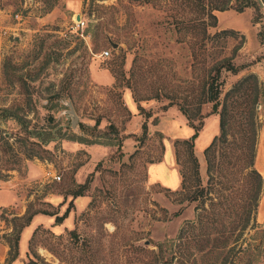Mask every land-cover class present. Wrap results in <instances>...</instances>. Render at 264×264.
Wrapping results in <instances>:
<instances>
[{"label":"rangeland","instance_id":"374dc122","mask_svg":"<svg viewBox=\"0 0 264 264\" xmlns=\"http://www.w3.org/2000/svg\"><path fill=\"white\" fill-rule=\"evenodd\" d=\"M258 10L256 17L251 7L215 11L217 23L208 32L236 33L207 41L203 51L200 25L174 26V18L200 17L184 0H0V237L8 246L3 264L17 258L18 235L27 225L20 264H264L262 173L249 211L254 222L241 230L234 222L238 207L223 213L224 206L210 208L199 195L189 199L222 179L216 167L209 173L214 181L206 183L203 154L219 133L218 115L210 113L209 103L197 108L206 67L218 57L233 56L239 68L236 74L221 71L220 99L244 80L226 96L228 140L238 143L232 149L223 144L224 160L218 145L212 161L223 162L222 172L240 171L249 161L254 128L256 168L264 123V107L254 99L264 85V6ZM75 14L85 22L76 31L70 28ZM235 100L241 105L233 107ZM200 115L205 117L191 149L195 175L183 140ZM150 162L161 182L148 179ZM180 173L189 196L176 192ZM238 185L223 192L227 202L241 193ZM211 195L217 197L213 190ZM203 207L210 216L215 207L222 223L212 224Z\"/></svg>","mask_w":264,"mask_h":264},{"label":"trees","instance_id":"16d2710c","mask_svg":"<svg viewBox=\"0 0 264 264\" xmlns=\"http://www.w3.org/2000/svg\"><path fill=\"white\" fill-rule=\"evenodd\" d=\"M184 2L192 8H196L200 12L199 18H183V19H176L174 18V26L177 27L180 26V24H185L187 29H193L196 25H200L201 32H202V40L201 45H199V49L204 47L206 45V42L209 40H213L214 38H222L224 39L227 35H231L236 33L235 31L231 29H221L218 31L213 32L210 34L208 32V28H212L216 26L217 20L215 16V11H222L229 7L233 8L236 12H241L244 8L251 7L255 13V16L258 14L260 5L264 6V0H184ZM198 22V23H197ZM260 34V32H258ZM241 43L243 41V35L240 34ZM262 42V41H261ZM264 44V41L262 42ZM240 44L235 47V50L239 48ZM204 48L203 51L205 50ZM193 58L195 57V54H192ZM233 56H222L214 59L209 66L206 67V70L204 72L203 80L201 82L200 87V98L198 99L197 108L199 109V106L209 103L210 104V113L217 114L218 115V128L219 133L217 136H214L211 141L208 143V145L203 149V154L207 163V180L206 183H210L211 181H214V176L211 174V170H214L216 167L218 168V174L222 177V179L215 180V183L217 185V188H213L214 185L209 184L207 188H200L199 191L196 192V194L190 195L191 192L188 188V185H186L185 177L183 173H180L181 180H180V189L177 190V193L184 192L189 196L190 200H195V198L199 195L202 197L203 201L204 199H207L209 202V206H224L223 209L225 211H222L223 213H226V210H231L232 208H239V211L235 213L234 222L235 226L238 228V230L243 229L249 221L254 222L253 219L250 218L249 211L251 213V208L255 205L257 201V197L260 193L261 186L263 184L262 178L260 173L254 168L253 164V157H254V142H255V135L256 130L252 128L251 130V137L250 142L248 144L249 146V161L246 166H243L240 171L233 172H222V167L224 166L223 162L214 163L212 161L213 154L216 150V147L218 145L221 146V158L224 160L226 158L227 152L222 149L224 147L223 144L231 145V148H234L238 142H236V138L231 137V140H228V134H227V120H228V103L226 100V96L228 94H231L235 91H237L241 85L244 78L241 80L236 81L233 86L228 89V91L224 94V98L220 99L219 94L221 92V81L219 80L221 71H229L233 74H236L239 71V68L235 66L232 62ZM264 87V85H263ZM259 88L257 89L256 96L254 99L256 101H260L261 104L264 107V89ZM254 100V101H255ZM233 107H238L241 105V102H238V100L232 101ZM179 110L181 113L189 119V114L187 109L184 106H179ZM205 116L200 115L198 118V125L195 126L192 123H190V127L192 128L191 135L183 140V142L187 143L189 148V156L191 158V162L193 164L194 174L196 175V159L193 156L192 153V146H193V140L195 136L197 135L200 126L202 125V119ZM240 146V145H239ZM176 154V152H175ZM242 160V158H240ZM227 174V175H226ZM224 180L227 183H224ZM239 182V189L241 193H237L234 196L233 202L229 203L227 202V198L224 197L223 192L233 190H237L236 183ZM212 190L215 192L217 197H212ZM183 193V195L185 194ZM182 194V193H181ZM78 195V193H77ZM204 205V204H203ZM244 208H245V214H244ZM214 209H216L214 207ZM211 212L210 216V210L209 207H203L202 211L210 216L211 223L215 224L217 222L222 223V220L218 219L220 216V213L217 211ZM237 210V209H236ZM234 211V210H233ZM215 212L217 214V219L214 218ZM207 215H203V218H209ZM208 220V219H207ZM210 220H208L210 222ZM217 220V221H216ZM201 220H199L200 222ZM196 221H191L190 224L193 226ZM202 223V222H201ZM234 227V225H233ZM215 232H217L215 227ZM223 232H221L222 235ZM208 235V234H206ZM183 237V231L182 229L179 230L178 235L176 236V239L179 241ZM223 237V236H222ZM200 238L199 236L196 237V241ZM217 240V239H216ZM225 240V239H224ZM218 244H213L211 247L215 248ZM167 252H171L170 247L166 246ZM166 262L170 261H163V264H167ZM195 263L194 261H192Z\"/></svg>","mask_w":264,"mask_h":264},{"label":"crops","instance_id":"0c3cea01","mask_svg":"<svg viewBox=\"0 0 264 264\" xmlns=\"http://www.w3.org/2000/svg\"><path fill=\"white\" fill-rule=\"evenodd\" d=\"M261 128H262L261 136H260V139L257 145L256 155H255V167L259 173H262V175H264V123ZM170 160H171V154L169 155V158H168V164ZM146 170L148 174V179L150 181L154 180V181L161 182L158 177L153 176V163L152 162L147 163ZM176 181H177L176 187L174 188H177L179 185V176L177 175V173H176ZM262 202H263V198H261V201L258 206V216L261 218L264 216V205H262ZM30 230H31L30 225H27L19 232L18 239H17V258L10 261L9 264H20L19 262L20 255L25 253L26 239L29 236ZM4 231L8 232L9 228H5ZM0 232H2V230H0ZM7 251H8L7 244L0 237V264H3L5 262Z\"/></svg>","mask_w":264,"mask_h":264},{"label":"built area","instance_id":"2783aa9c","mask_svg":"<svg viewBox=\"0 0 264 264\" xmlns=\"http://www.w3.org/2000/svg\"><path fill=\"white\" fill-rule=\"evenodd\" d=\"M72 24L70 25V28L74 31L76 30H80L83 28L85 22L83 20V18H81V16L79 15V17L77 19L74 18V16L72 15L71 18ZM108 55V51L104 50L101 52V56H106ZM52 179L54 180H59V175H55V174H51Z\"/></svg>","mask_w":264,"mask_h":264},{"label":"water","instance_id":"95a60500","mask_svg":"<svg viewBox=\"0 0 264 264\" xmlns=\"http://www.w3.org/2000/svg\"><path fill=\"white\" fill-rule=\"evenodd\" d=\"M78 17H79V14H75V17H74V18L77 19ZM107 42H108V44H109L112 48L117 47V43L112 42L111 39L107 38ZM263 100H264V98H263ZM64 103L68 106V113L71 115L72 120H75V119H76V116H75V114L73 113V110H72V108H71L70 103H69L68 101H65Z\"/></svg>","mask_w":264,"mask_h":264}]
</instances>
